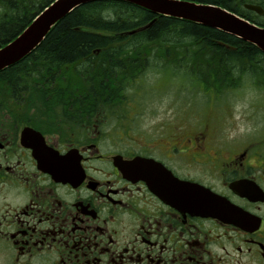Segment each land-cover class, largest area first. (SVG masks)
Returning a JSON list of instances; mask_svg holds the SVG:
<instances>
[{
    "label": "flooded vegetation",
    "instance_id": "af4514ba",
    "mask_svg": "<svg viewBox=\"0 0 264 264\" xmlns=\"http://www.w3.org/2000/svg\"><path fill=\"white\" fill-rule=\"evenodd\" d=\"M76 80L59 119L0 110V264H264L263 133L179 117L104 145L111 113Z\"/></svg>",
    "mask_w": 264,
    "mask_h": 264
},
{
    "label": "trees",
    "instance_id": "16d2710c",
    "mask_svg": "<svg viewBox=\"0 0 264 264\" xmlns=\"http://www.w3.org/2000/svg\"><path fill=\"white\" fill-rule=\"evenodd\" d=\"M52 1L0 0V47ZM198 1L221 5L243 16L225 0ZM243 17L264 26L262 20ZM146 24L150 25L143 30L127 33ZM152 44H156L154 49L143 50ZM80 63L85 65L75 67L79 75L93 74V93L120 97L126 96L125 82L129 86L150 69L161 79L166 72L182 73L193 78L192 86L199 79L206 89L212 86L218 92L234 86L233 80L239 83L246 78H252L255 86L264 85V53L254 45L218 29L111 0L82 4L57 21L28 55L0 70V88L19 95L28 90L25 80L39 72L40 76L45 73L48 82L43 84L41 79L46 77H41L37 85L42 88H36V93L43 98L48 93L54 95V89L45 87L55 83L58 70ZM96 80L100 81L96 84Z\"/></svg>",
    "mask_w": 264,
    "mask_h": 264
},
{
    "label": "rangeland",
    "instance_id": "374dc122",
    "mask_svg": "<svg viewBox=\"0 0 264 264\" xmlns=\"http://www.w3.org/2000/svg\"><path fill=\"white\" fill-rule=\"evenodd\" d=\"M155 47L156 44H152L148 48L143 47V50L148 51ZM75 67L73 71L72 66L71 69H59L54 76L59 84L55 81L53 85L46 86L45 90L54 89L53 94L56 97L62 95L63 99L66 95L88 92L89 82L81 84L76 80L84 76L79 75ZM42 75L40 76L38 72L27 78L25 82L29 85L28 90L21 91L19 95L6 92L1 87L0 110H23L45 114L49 116L46 117L47 121L56 119V116L59 119L58 115L50 113L58 110L56 99L49 95L51 93L46 94L45 101L42 100L44 98L40 93H36V88L41 87L37 83H40L45 73ZM157 75H159L157 72L150 69L139 74L129 86L125 82L127 86L124 85L123 92L126 96L123 97L112 96L114 94L110 93L103 95L93 93L98 97L102 96L97 108L106 109L110 111L109 114L111 113V117L105 119L103 126L108 128V130L104 129L108 134H102L104 138L106 137L104 145L113 144L112 142L117 139L126 142L125 135L142 140L145 137L143 132L148 130L152 132L155 126L172 125L176 120L180 121L179 117L192 119L194 125L214 126L217 128L214 129L215 131H224L226 135L230 133L232 136L243 137L245 134H264V89L260 88L264 85L255 86L252 78L241 79L239 83L233 80L234 86L218 92L212 86L206 89L205 84L199 79L195 80V85L192 86L193 78H188L182 73L166 72L163 75L164 79ZM91 78L93 74L87 77V79ZM70 79L74 80L73 85L68 83ZM124 80L127 81L125 78ZM99 81L96 80L95 83ZM116 87L112 86L113 89ZM124 121L129 122V127L132 129L122 125ZM139 131L141 135L138 134Z\"/></svg>",
    "mask_w": 264,
    "mask_h": 264
},
{
    "label": "water",
    "instance_id": "95a60500",
    "mask_svg": "<svg viewBox=\"0 0 264 264\" xmlns=\"http://www.w3.org/2000/svg\"><path fill=\"white\" fill-rule=\"evenodd\" d=\"M93 1L111 0H53L36 14L18 35L0 47V70L28 55L44 39L51 27L74 8ZM119 1L137 5L154 14L183 19L212 29H218L252 44L264 52V26L254 24L219 5L194 0ZM246 7L261 13L259 6L246 5ZM149 25L146 24L127 33L133 34L147 28Z\"/></svg>",
    "mask_w": 264,
    "mask_h": 264
}]
</instances>
